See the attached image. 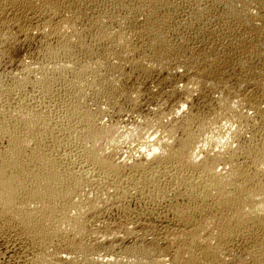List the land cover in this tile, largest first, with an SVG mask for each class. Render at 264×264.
I'll use <instances>...</instances> for the list:
<instances>
[{"label":"bare ground","instance_id":"obj_1","mask_svg":"<svg viewBox=\"0 0 264 264\" xmlns=\"http://www.w3.org/2000/svg\"><path fill=\"white\" fill-rule=\"evenodd\" d=\"M0 237L264 264V0H0Z\"/></svg>","mask_w":264,"mask_h":264},{"label":"rangeland","instance_id":"obj_2","mask_svg":"<svg viewBox=\"0 0 264 264\" xmlns=\"http://www.w3.org/2000/svg\"><path fill=\"white\" fill-rule=\"evenodd\" d=\"M13 243H10V241L6 242L0 237V264H23V251L20 250L21 248L16 244V242L14 244Z\"/></svg>","mask_w":264,"mask_h":264}]
</instances>
